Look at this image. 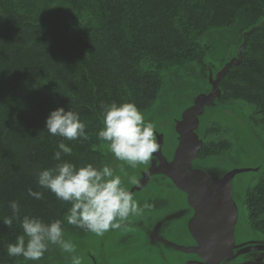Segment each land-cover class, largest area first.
<instances>
[{"label": "trees", "instance_id": "obj_1", "mask_svg": "<svg viewBox=\"0 0 264 264\" xmlns=\"http://www.w3.org/2000/svg\"><path fill=\"white\" fill-rule=\"evenodd\" d=\"M223 27L237 33L241 51L221 88L226 98L249 102L259 126L264 123V0H0V219L11 215L9 202L16 200L21 219L64 220L71 205L36 181L39 170L58 163L53 159L58 143L72 148L63 160L78 167L105 165L107 142L97 139L102 105L133 102L147 112L168 79L173 85L186 64L202 63L210 48L204 38ZM59 107L80 113L87 139L48 133L46 118ZM223 145L210 141L204 151ZM257 182L248 203L264 229V176ZM29 188L42 192L43 199L30 197ZM63 227L78 228L66 220ZM22 234L19 221L11 228L0 222V264L27 262L7 255V245Z\"/></svg>", "mask_w": 264, "mask_h": 264}, {"label": "rangeland", "instance_id": "obj_2", "mask_svg": "<svg viewBox=\"0 0 264 264\" xmlns=\"http://www.w3.org/2000/svg\"><path fill=\"white\" fill-rule=\"evenodd\" d=\"M238 40L229 27L208 33L202 63L186 64L173 85L168 79L156 104L143 113L155 126L158 150L135 169L123 168L138 181L126 187L148 207L102 236L64 229L83 264H264V229L248 203L264 176V123L256 125L249 102L226 98L221 88L240 54ZM210 141L227 145L207 153ZM102 149L109 155L106 164L121 174L122 162L107 143ZM179 224L185 233L180 241L173 238ZM160 229L171 231L170 237L159 233L158 240ZM71 256L50 245L41 260L25 264H72Z\"/></svg>", "mask_w": 264, "mask_h": 264}, {"label": "clouds", "instance_id": "obj_3", "mask_svg": "<svg viewBox=\"0 0 264 264\" xmlns=\"http://www.w3.org/2000/svg\"><path fill=\"white\" fill-rule=\"evenodd\" d=\"M103 126L97 133V139L106 141L110 153L122 162L120 171L105 164L96 167L91 163L77 166L63 160V155H71L72 148L63 141L53 159V167L39 170L36 181L41 188L49 190L55 197L70 204L64 220L86 232L102 236L109 230H117L132 216H140L145 204L140 206L126 183L137 185L133 176L124 172L123 164L135 169L148 162L159 145L156 142L155 126L146 121L142 111L133 102H112L102 105ZM45 129L50 135L74 141L87 139L86 125L80 119V113L65 110L63 107L52 110L46 118ZM125 177L127 178L125 180ZM28 195L36 200L43 199L40 191L28 190ZM11 215L0 219L11 228L14 220L19 221L23 230L13 243L7 245L9 257H23L25 261H39L55 245L62 252L72 254V264H83L82 257L76 255L77 246L64 238V220L55 219L45 222L40 217L25 215L20 217V204L9 202Z\"/></svg>", "mask_w": 264, "mask_h": 264}, {"label": "crops", "instance_id": "obj_4", "mask_svg": "<svg viewBox=\"0 0 264 264\" xmlns=\"http://www.w3.org/2000/svg\"><path fill=\"white\" fill-rule=\"evenodd\" d=\"M173 226V225H172ZM174 229V228H173ZM176 229V233H174V235H173V238L175 239V238H177L179 241L180 240H183V237H184V235H185V233H184V231H183V229H182V227H181V225L179 224L178 225V227L177 228H175ZM165 230V229H164ZM163 229H160V231L156 234V235H158L160 238L158 239V240H161L162 238H163V236L165 235L166 237H170V233H171V231H168V232H166V231H164ZM172 230V229H171ZM165 233H164V232ZM163 232V233H162ZM161 235H163V236H160V234ZM156 235H154V237H153V240H155L158 236H156ZM185 239H186V237H185ZM162 241V240H161ZM174 243H175V241H173ZM159 243V242H158ZM162 244H160L161 246H163V247H166V245L164 244V242H161ZM173 243V244H174ZM184 245V244H183ZM171 250H173V249H170V251Z\"/></svg>", "mask_w": 264, "mask_h": 264}, {"label": "flooded vegetation", "instance_id": "obj_5", "mask_svg": "<svg viewBox=\"0 0 264 264\" xmlns=\"http://www.w3.org/2000/svg\"><path fill=\"white\" fill-rule=\"evenodd\" d=\"M225 261H226V260L222 261V263H220V264H225Z\"/></svg>", "mask_w": 264, "mask_h": 264}, {"label": "water", "instance_id": "obj_6", "mask_svg": "<svg viewBox=\"0 0 264 264\" xmlns=\"http://www.w3.org/2000/svg\"><path fill=\"white\" fill-rule=\"evenodd\" d=\"M223 237H226V239H227V236L225 235V236H223Z\"/></svg>", "mask_w": 264, "mask_h": 264}]
</instances>
